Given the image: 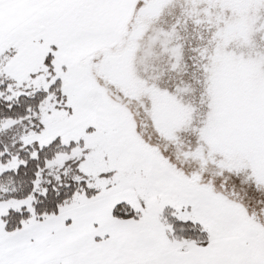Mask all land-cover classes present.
I'll return each mask as SVG.
<instances>
[{
    "label": "snow or ice",
    "instance_id": "6c2138e0",
    "mask_svg": "<svg viewBox=\"0 0 264 264\" xmlns=\"http://www.w3.org/2000/svg\"><path fill=\"white\" fill-rule=\"evenodd\" d=\"M0 264H264V0H0Z\"/></svg>",
    "mask_w": 264,
    "mask_h": 264
}]
</instances>
